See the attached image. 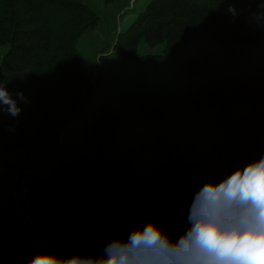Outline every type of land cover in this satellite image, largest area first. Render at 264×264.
<instances>
[{"label":"trees","instance_id":"1","mask_svg":"<svg viewBox=\"0 0 264 264\" xmlns=\"http://www.w3.org/2000/svg\"><path fill=\"white\" fill-rule=\"evenodd\" d=\"M228 6L148 0L91 74L77 47L100 21L89 3L0 0V84L27 98L0 111V264H28L38 245L98 257L150 221L178 239L206 182L264 156V33L249 0L236 18Z\"/></svg>","mask_w":264,"mask_h":264},{"label":"clouds","instance_id":"2","mask_svg":"<svg viewBox=\"0 0 264 264\" xmlns=\"http://www.w3.org/2000/svg\"><path fill=\"white\" fill-rule=\"evenodd\" d=\"M228 2L227 11L236 18L238 0ZM249 2L254 8L246 23L264 33V0ZM17 99L27 102L22 92ZM17 99L0 84V111L18 116ZM188 222L178 239L150 221L127 239H114L98 257L38 251L28 264H264V156L206 182L193 198Z\"/></svg>","mask_w":264,"mask_h":264},{"label":"rangeland","instance_id":"3","mask_svg":"<svg viewBox=\"0 0 264 264\" xmlns=\"http://www.w3.org/2000/svg\"><path fill=\"white\" fill-rule=\"evenodd\" d=\"M83 1L89 3L100 17L98 25L84 33L77 45L85 57L86 69L89 73L94 74L97 70L96 62L99 53L102 50H109L111 48L118 32L133 21L138 11L145 6L148 0ZM4 51L5 47H0V58ZM161 51L162 46L159 45L155 47L146 45L141 46L139 49V53H159ZM12 190L17 197L21 198V203L27 211L28 222L31 228L36 230L43 221L40 207L32 203L27 187L19 180L18 175L13 181ZM38 251H44V249L38 245Z\"/></svg>","mask_w":264,"mask_h":264}]
</instances>
